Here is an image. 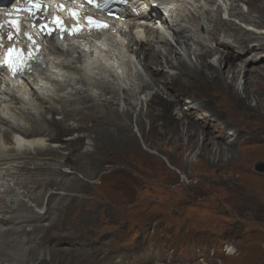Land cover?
<instances>
[{
  "label": "bare ground",
  "instance_id": "6f19581e",
  "mask_svg": "<svg viewBox=\"0 0 264 264\" xmlns=\"http://www.w3.org/2000/svg\"><path fill=\"white\" fill-rule=\"evenodd\" d=\"M201 1L132 0L119 27L126 45L111 49L128 63L121 84L113 77L96 81L99 74L81 58L64 55L70 64L62 72V83H49L57 76L44 71L34 83L40 95L29 88L31 78L27 85L1 88L0 98L5 95L7 101H0V264H80L85 258L71 248H61V237L84 235L77 221L80 210L85 206L93 210L103 199L120 205L125 214L153 216L150 208L159 201L145 196L147 191H156L151 181L129 208L112 200L115 192L107 183L113 174L139 173L135 169L138 158L163 166L141 148L134 127L142 145L157 156L185 152L223 166L236 151L264 150L260 145L250 146L264 142V0L244 1L256 18L236 11L235 0H220L227 18L221 17L220 4L210 11ZM154 22L172 33L171 40L189 62L176 56L175 46L161 36ZM127 28L136 36L126 33ZM228 31L231 36L226 35ZM179 36L183 40L175 41ZM108 44L112 47L115 41L108 39ZM130 55L145 70L144 76L135 72ZM93 59L88 63L94 64ZM48 61L55 64L56 57ZM166 69L175 72L169 74ZM184 97L191 107H184ZM49 114L59 118H49ZM9 130L20 137L10 138ZM66 134L72 137L62 138ZM248 159L242 163L248 165ZM181 168L186 171L188 165ZM162 183L161 188L157 184L159 193L165 188ZM88 195L93 196L90 204ZM175 201L183 202L185 197ZM44 219L46 224L41 222ZM72 242L81 245L84 239ZM85 261L90 264L88 257Z\"/></svg>",
  "mask_w": 264,
  "mask_h": 264
},
{
  "label": "rangeland",
  "instance_id": "374dc122",
  "mask_svg": "<svg viewBox=\"0 0 264 264\" xmlns=\"http://www.w3.org/2000/svg\"><path fill=\"white\" fill-rule=\"evenodd\" d=\"M244 1L247 2L235 0L236 11L249 18H256L257 15L251 13ZM200 4L210 11L216 10L220 4L221 17L227 18L225 4L220 0H217L215 5L208 4L205 0ZM192 12L196 14L194 9ZM231 20L246 28L247 24L234 18ZM163 27L160 26L158 32L175 46L171 40L172 33ZM186 27L191 28L189 25ZM200 33L204 34V31L200 29ZM226 35L231 36L232 32L228 31ZM177 40L183 39L179 36L175 39ZM175 48L178 52L176 56L186 62V55L176 46ZM135 58L130 55L133 68L144 76L145 70L137 64ZM165 71L169 74L175 72L168 69ZM183 101L185 108L192 106L189 99L184 97ZM48 117L59 118L54 114H49ZM133 129L141 148L160 160L163 166L161 168L151 160L138 158L135 169L139 173H131L129 176L113 174L107 183L115 192L112 200L115 203L121 202L122 207L129 208L142 197L145 184L148 180L151 181L156 191H147L145 196L148 198L151 195L159 201V205L153 204V208H150L153 216L140 218L125 214L119 210L120 205L106 203L103 199L98 207L92 208L93 210L86 206L80 210L77 221L83 228L81 231L85 233L79 238L84 239V243L80 245L72 242L79 239L73 238L72 233L63 235L61 239L64 242L59 246L71 248L79 256L81 254L85 259H82L80 264L86 262L87 257L90 264H264V171L256 169L258 164L264 166V150L242 154L236 151L234 158L229 159L223 166L222 162L211 165L206 158L188 156L185 152L183 155L164 153L163 156H157L142 145L136 128ZM72 134L82 135L77 132ZM71 137V134H66L62 138ZM253 145L264 148V142L250 144ZM165 157L169 159L170 164ZM247 157L248 165H244L242 161ZM182 164L188 165L186 171L181 168ZM108 168L109 166H105L107 173L110 169ZM63 170L69 173L73 171L67 168ZM73 172L83 178L79 172ZM161 181L165 188L159 193L158 185L161 188ZM93 182L97 183V180ZM24 191L26 193V190ZM59 193L63 194L61 191ZM49 195L50 191H47V196ZM91 197L88 195V204ZM182 197H185V201H175ZM20 198L26 199L22 196L18 199ZM78 204H81V199ZM22 210L25 211L26 208ZM28 210L31 211L30 208ZM206 211L208 213L204 214ZM44 212L43 209L42 213ZM45 220L47 219L41 222L46 224ZM230 249L232 252H228Z\"/></svg>",
  "mask_w": 264,
  "mask_h": 264
},
{
  "label": "snow or ice",
  "instance_id": "6c2138e0",
  "mask_svg": "<svg viewBox=\"0 0 264 264\" xmlns=\"http://www.w3.org/2000/svg\"><path fill=\"white\" fill-rule=\"evenodd\" d=\"M89 2H93V0H89ZM116 2H124V0H116ZM104 6L106 7L107 5ZM26 10L32 11L31 9ZM68 11L72 12V10ZM9 23L12 29H15V35L17 38L20 37L21 31H23V35L27 38V42L21 49H15L14 47L9 48L7 50L6 58L0 61V69L6 67L13 78H19L35 72L33 67L34 62H44L43 58L40 56L39 45L27 30L22 28V21H10ZM33 27H38L42 35L49 37H51L56 31H59L61 38H63L65 33L72 36H78L84 30H87L89 35H92L93 33L106 30L108 26L96 22L90 17H85L82 14H72L65 19L61 13L57 12L56 22L45 21L44 24H34ZM13 34L12 30L8 32L9 40L13 39ZM44 66L46 68V64Z\"/></svg>",
  "mask_w": 264,
  "mask_h": 264
},
{
  "label": "water",
  "instance_id": "95a60500",
  "mask_svg": "<svg viewBox=\"0 0 264 264\" xmlns=\"http://www.w3.org/2000/svg\"><path fill=\"white\" fill-rule=\"evenodd\" d=\"M256 169L260 172L264 171V166L262 164H258Z\"/></svg>",
  "mask_w": 264,
  "mask_h": 264
}]
</instances>
